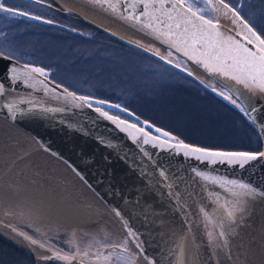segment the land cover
Instances as JSON below:
<instances>
[{
  "label": "water",
  "instance_id": "obj_1",
  "mask_svg": "<svg viewBox=\"0 0 264 264\" xmlns=\"http://www.w3.org/2000/svg\"><path fill=\"white\" fill-rule=\"evenodd\" d=\"M50 1L63 14L73 16L203 88L207 86L199 78L224 91L252 122L260 140V151L201 148L257 155V159L243 167L186 155L179 144L200 147L179 142L168 132V136H163V130L157 132L153 127L147 130L120 119L110 114L111 110L121 111L118 106L69 92L0 53V239L29 256L34 264H68L58 257L70 256L75 251L53 247L26 231L25 228L33 230L30 215H36L37 210L41 216L69 211L78 219L98 222L67 199L53 194L49 181L56 178L45 172L34 173L29 168L21 170L18 161L27 156H17L25 152L19 151L11 157V145L2 141V136L10 134L12 127L30 135L25 138L30 143L39 142L46 150L52 148L99 188L100 202L111 215L117 235L133 243L135 248L131 250L144 264H255L249 253L264 249V156L259 155L264 153V93L227 77L209 74L161 39L154 38L151 29L145 27L147 21L140 16L142 5L135 9L140 16L138 23L128 19L132 10L127 9V0H119L115 11L104 0L99 3L97 0ZM111 2L116 4L117 0ZM213 4L221 12L218 27L226 35H248L236 12L234 15L224 9L219 0H213ZM165 7L170 5L166 3ZM182 61L190 69L184 68ZM13 68L21 74L17 79L12 78ZM189 71L192 75H188ZM24 73L34 79H28ZM219 91L211 90L223 98ZM101 111L113 119L102 116ZM141 128L148 136L137 131ZM13 138L24 141L18 136ZM146 139L149 142L145 143ZM224 181L246 185L247 190L233 188L231 184H223ZM220 205H225L232 216L228 217L225 207ZM18 208L29 211L25 210L24 214ZM16 216L23 217L13 222ZM208 217L212 218L211 223ZM221 231L223 237L219 235ZM75 253L71 264H96L88 254Z\"/></svg>",
  "mask_w": 264,
  "mask_h": 264
},
{
  "label": "rangeland",
  "instance_id": "obj_2",
  "mask_svg": "<svg viewBox=\"0 0 264 264\" xmlns=\"http://www.w3.org/2000/svg\"><path fill=\"white\" fill-rule=\"evenodd\" d=\"M224 1L234 9L242 22L264 38V0ZM206 15L216 20L222 17L218 10ZM71 23L74 26L72 35L22 38L23 48L33 57V61L57 65L30 68L43 69L46 76L69 92L112 102L119 108L124 107L127 113L133 111L136 116L131 113L132 118L116 116L138 126L157 124L179 142L209 150L260 151V140L252 122L241 107L232 102L233 99L225 100L213 94L211 90L219 91L213 84L199 78L207 86L203 88L90 27L75 20ZM242 28L247 34V30ZM78 30L80 32L76 34ZM37 31L39 35L44 32L41 29ZM169 58L172 59L170 55ZM25 210L29 211L27 208ZM35 214L37 216L30 215L28 218L30 227L36 230L33 233L44 236L49 229L51 234L59 236L53 247L82 255L87 252V257L96 264H144L129 249L127 242V251L112 247L114 244L109 243L112 239L118 245L125 241L104 221L91 223L76 218L69 211L41 216L40 210H37ZM21 217H13V222L21 221ZM64 238L70 239L73 248L66 249L58 244ZM101 253L110 259L97 261L96 255ZM22 255L8 246L0 245V264H34Z\"/></svg>",
  "mask_w": 264,
  "mask_h": 264
},
{
  "label": "snow or ice",
  "instance_id": "obj_3",
  "mask_svg": "<svg viewBox=\"0 0 264 264\" xmlns=\"http://www.w3.org/2000/svg\"><path fill=\"white\" fill-rule=\"evenodd\" d=\"M97 2L99 3L100 0H97ZM104 3H107L108 7L115 11L119 0L116 4L112 3L111 0H104ZM166 3L170 5V8L165 7ZM219 4L235 15L234 9H230L224 0H219ZM140 5L143 6L140 16H143L147 21L145 27L151 29L150 34L154 38L161 39L163 43L182 53L209 74L227 77L237 84L255 88L264 93V38L257 35L247 24H243V27L247 30L248 35L242 33H237L236 36L226 35L218 27V20L215 17L210 18L206 15V13L216 11L213 0H127V9L132 10V13L128 16L129 20L134 19L138 23L140 22V16L135 13V9ZM0 11L12 12L13 10L5 7L2 0H0ZM13 14L17 13L13 12ZM18 14L23 15V13ZM236 37H239V39ZM248 45H251V47ZM11 71L13 79H17L21 75L15 68ZM30 71L38 73L40 76H46V73L40 68H31ZM23 75L27 76L28 79H34L28 73ZM188 75H192V73L189 71ZM0 92H2V89H0ZM218 94L223 95L225 100L231 99L223 93ZM232 102L235 103V101ZM97 103L102 102L97 101ZM100 114L110 120L113 119L103 111ZM113 122L124 123L115 120ZM148 127H151V125H148ZM137 131L143 133L144 136H148V133L142 128L137 129ZM156 131L159 132L160 130L157 129ZM162 135L168 136V133L164 132ZM144 142L149 141L146 139ZM178 147L184 149L186 155H195L198 159L213 163L217 161L227 162L229 164H239L243 167L250 160L257 159V155L251 153L210 152L201 148H189L185 144H179ZM259 155L264 156V153ZM204 179L207 180L208 177H204ZM212 182L215 183L216 181ZM223 184H231L233 188L247 190L246 185L237 184L235 181H224ZM226 190L231 191V189ZM220 207H225V205H220ZM201 211L204 210L201 209ZM225 212L228 217L232 216V212L226 207ZM117 215H119V212H117ZM208 219L211 223L212 218L208 217ZM130 235L132 234L130 233ZM219 235L223 237L224 233L221 231ZM125 245L126 242L120 245L114 244L112 247H120L123 251H127ZM84 255H87V252ZM75 256L76 253L74 252L70 256L58 258L71 264V260L75 259ZM96 259L97 261L109 260L110 257H105L101 253L96 255Z\"/></svg>",
  "mask_w": 264,
  "mask_h": 264
},
{
  "label": "flooded vegetation",
  "instance_id": "obj_4",
  "mask_svg": "<svg viewBox=\"0 0 264 264\" xmlns=\"http://www.w3.org/2000/svg\"><path fill=\"white\" fill-rule=\"evenodd\" d=\"M2 2L4 3L5 7L12 9L13 11H0V53L5 56H9L10 58L16 60L17 62L27 67H57V65H55L54 63L42 64L40 62L33 61V57L26 52V49L23 48L24 45H22L21 42L22 38H56V34L72 35L74 34V26L71 21L74 20L76 23H80L81 25L89 28L87 24L83 23L78 19H75L73 16L66 15L60 12L57 9L56 5H54L50 0H2ZM13 12L17 14H13ZM18 13H23V15H20ZM37 29H41L44 32L40 33L41 35H39ZM48 31H50V33ZM79 32L80 30H78L76 34H78ZM16 56H18L19 58H17ZM46 77L52 81L50 77ZM55 84L61 86L59 83ZM123 108L124 107L120 108L122 109L121 111L111 110L110 113L113 115L115 114V116L117 115L119 117L126 118H132L130 116L131 113L135 115L132 110L131 113H127V111ZM151 127L160 129L157 124H151ZM145 128L149 130L150 127L145 126ZM25 230L49 245H53L59 240V236L51 234V231L49 229L46 231V234L44 236H41L39 233H33V231L36 232V230H32L31 228H25ZM109 243L118 245L116 240L114 239H112ZM58 244L66 249H71V247L73 248L70 243V239H61ZM27 257L30 258L29 256Z\"/></svg>",
  "mask_w": 264,
  "mask_h": 264
},
{
  "label": "bare ground",
  "instance_id": "obj_5",
  "mask_svg": "<svg viewBox=\"0 0 264 264\" xmlns=\"http://www.w3.org/2000/svg\"><path fill=\"white\" fill-rule=\"evenodd\" d=\"M13 136L24 138L25 142L18 141L14 139ZM29 136L30 135L19 132L12 127L10 134L2 136V141L6 145H11L12 147L11 157H13V155L17 156L19 151L25 152L17 156H27L25 159L20 158L21 160L18 161V165L22 167L21 170L29 168V170H32L34 173L40 174L45 172L49 177L56 178L57 180L49 181L53 194L56 197L61 196L67 199L70 204L78 207L79 210L87 214L91 219L104 221L105 224L117 230L116 226L111 222V215H108L105 206L100 202L102 193L99 188L73 164L61 157L52 148L46 150L39 142L34 144V141H31L34 146L31 145V143L25 139L29 138ZM32 155L34 156L31 158ZM46 182L48 183V181ZM117 228L120 229V226L118 225ZM126 241H128L127 244L129 249L134 250L133 248H135V246L133 243L129 242L127 238ZM260 250H252L249 253V259L255 264H264V249L261 250L262 252H260Z\"/></svg>",
  "mask_w": 264,
  "mask_h": 264
},
{
  "label": "trees",
  "instance_id": "obj_6",
  "mask_svg": "<svg viewBox=\"0 0 264 264\" xmlns=\"http://www.w3.org/2000/svg\"><path fill=\"white\" fill-rule=\"evenodd\" d=\"M258 145V144H257ZM259 150H260V147H259ZM0 245H5V246H8L9 248H11L14 252H17V254H20V255H22L21 253V251H19L17 248H15V247H13V246H11V245H9L8 243H6L4 240H2V239H0ZM23 257H25V258H27L29 261H32L30 258H28L24 253H23V255H22ZM33 263V262H32Z\"/></svg>",
  "mask_w": 264,
  "mask_h": 264
}]
</instances>
